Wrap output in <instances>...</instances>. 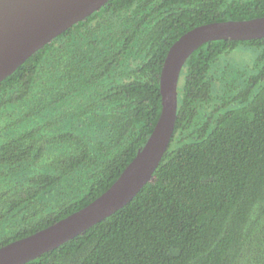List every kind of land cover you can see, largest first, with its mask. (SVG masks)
I'll return each mask as SVG.
<instances>
[{"label": "trees", "instance_id": "trees-1", "mask_svg": "<svg viewBox=\"0 0 264 264\" xmlns=\"http://www.w3.org/2000/svg\"><path fill=\"white\" fill-rule=\"evenodd\" d=\"M262 17L264 0H111L1 82L0 248L119 179L159 120L162 70L182 36ZM26 264H264V38L199 48L154 180Z\"/></svg>", "mask_w": 264, "mask_h": 264}, {"label": "water", "instance_id": "water-1", "mask_svg": "<svg viewBox=\"0 0 264 264\" xmlns=\"http://www.w3.org/2000/svg\"><path fill=\"white\" fill-rule=\"evenodd\" d=\"M111 0H0V83L33 55ZM264 38V17L215 22L182 36L170 49L161 74L162 112L146 145L119 179L85 208L29 237L0 248V264H26L59 248L109 218L154 180L177 123L178 85L189 58L212 41Z\"/></svg>", "mask_w": 264, "mask_h": 264}, {"label": "rangeland", "instance_id": "rangeland-1", "mask_svg": "<svg viewBox=\"0 0 264 264\" xmlns=\"http://www.w3.org/2000/svg\"><path fill=\"white\" fill-rule=\"evenodd\" d=\"M238 60L241 62V61L248 60V58L245 55H242V56H240V58Z\"/></svg>", "mask_w": 264, "mask_h": 264}]
</instances>
